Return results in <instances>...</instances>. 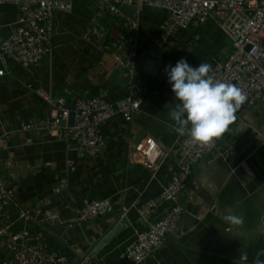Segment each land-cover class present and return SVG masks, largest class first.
Instances as JSON below:
<instances>
[{"label":"crops","instance_id":"obj_1","mask_svg":"<svg viewBox=\"0 0 264 264\" xmlns=\"http://www.w3.org/2000/svg\"><path fill=\"white\" fill-rule=\"evenodd\" d=\"M110 2L80 0L68 12H55L50 50L40 62L25 68L9 59L7 74L0 76V142L6 145L0 152V173L15 187L14 204L0 217V225L14 234H39L50 250L73 264L80 263L123 208L129 227L104 245L91 264H117L135 234L166 213L170 203L160 201L159 195L177 170L181 136L169 127L174 94L162 70L181 58L193 67L208 63L213 69L230 51L226 35L211 19L178 28L166 10L139 6L133 95L141 101L142 113L129 122L115 115L103 123L105 145L94 157H80L76 142L57 134L21 131V123L52 111L38 90L64 98L66 106L78 96L115 102L128 94L117 58L131 33L108 10ZM17 15L14 6H0V42L9 36ZM95 24L106 28L103 50L85 40ZM146 137L164 153L154 178L132 159L134 146ZM222 140L224 149H231L229 158L204 157L193 165L179 196L184 213L176 234L142 264H264V92L255 105L236 113ZM62 182L64 187L55 193ZM100 199L110 200V213L68 225L84 202ZM151 201L157 206L142 219L138 210ZM46 209L58 210L60 220H45ZM230 209L243 217L242 227L224 220ZM20 210L28 211L31 219H18ZM243 254L246 260H241ZM10 257L0 242V262Z\"/></svg>","mask_w":264,"mask_h":264},{"label":"built area","instance_id":"obj_2","mask_svg":"<svg viewBox=\"0 0 264 264\" xmlns=\"http://www.w3.org/2000/svg\"><path fill=\"white\" fill-rule=\"evenodd\" d=\"M76 1L80 0H0V6H14L18 13L14 28L7 39L0 42V76L7 74L9 59L25 68L37 65L50 50L53 14L57 11L68 12ZM114 1L117 5L131 6L135 3L137 7L166 10L171 25L178 28H186L193 22L203 24L209 19L213 20L226 35L230 51L226 59L212 69L210 75L214 81L239 87L246 96L243 103L246 106L251 107L260 100L264 92V0ZM107 6L110 12L117 14L126 23L131 33L117 58L128 94L115 102H109L102 96L76 97L72 102L73 123L69 125L70 111L65 99L54 98L49 93L38 90L36 94L52 106V111L48 116L28 120L20 126L23 132L57 134L64 140L75 141L80 157H94L101 153L105 145L100 132L103 123L115 115H120L129 122L142 113L141 101L133 95L137 75V24L120 13L118 7L111 3ZM105 35V26L95 24L85 34V40L103 50ZM162 72L166 74L164 70ZM219 141L201 146L192 144L187 136H181L177 170L159 195L160 201L170 203V207L161 218L149 224L145 231L135 234L134 240L125 248L117 264H142L160 249L169 236L176 234L184 213L179 196L187 187L192 167L215 149ZM3 150H6V145L0 142V152ZM230 152V148L224 149L216 156L225 162ZM132 159L154 178L160 169L164 153L153 138L146 137L134 146ZM63 187L62 182L54 192L59 193ZM14 200L15 187L8 185L0 173V217L5 216ZM156 206L155 201L144 204L138 210L139 216L144 219L151 215ZM111 211L112 204L108 199L86 201L78 208L68 225L85 224ZM126 215L127 209L123 208L120 218H125ZM43 217L47 221H59L60 212L46 209ZM18 219L29 221L30 213L20 210ZM0 242L11 255L9 260L0 264H73L67 256L50 250L39 234L34 237L27 231L14 234L9 231V226L0 225ZM90 262L89 257H83L79 264H91Z\"/></svg>","mask_w":264,"mask_h":264},{"label":"clouds","instance_id":"obj_3","mask_svg":"<svg viewBox=\"0 0 264 264\" xmlns=\"http://www.w3.org/2000/svg\"><path fill=\"white\" fill-rule=\"evenodd\" d=\"M164 71L174 94V106L168 113L173 123L169 127L179 136H187L192 144L204 146L221 140L246 100L242 90L231 83L214 81L208 63L193 67L181 58ZM224 220L233 228H240L244 223L243 217L231 209ZM240 258L246 260V254Z\"/></svg>","mask_w":264,"mask_h":264},{"label":"water","instance_id":"obj_4","mask_svg":"<svg viewBox=\"0 0 264 264\" xmlns=\"http://www.w3.org/2000/svg\"><path fill=\"white\" fill-rule=\"evenodd\" d=\"M111 5H114L118 7L119 12L127 16L129 19L132 21H136V13H137V6L135 3H133L131 6L128 5H117L114 0H112ZM246 104H242L237 112L245 107ZM67 109L70 111L69 118H68V124L72 125L73 123V106L72 105H67ZM223 140L219 141L217 144V147L213 149L207 156L205 157H215L219 153H221L224 150L223 146ZM218 148V150H217ZM129 227V223L127 221V217L125 218H117L115 222H113L108 228H106L105 232L103 235L95 242L91 248L87 251V253L84 255V257H89L90 259H93L97 252L104 247V245L110 243L116 236H118L121 232L124 231V229H127Z\"/></svg>","mask_w":264,"mask_h":264}]
</instances>
